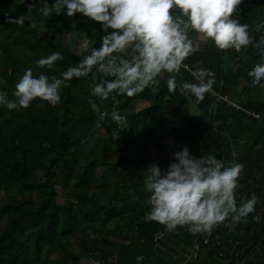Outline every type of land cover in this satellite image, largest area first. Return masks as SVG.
Here are the masks:
<instances>
[{
	"label": "trees",
	"instance_id": "1",
	"mask_svg": "<svg viewBox=\"0 0 264 264\" xmlns=\"http://www.w3.org/2000/svg\"><path fill=\"white\" fill-rule=\"evenodd\" d=\"M35 2L29 8L33 0H0V77L5 81L0 86L10 98L25 68L58 75L79 61L64 36L76 35L90 49L102 34L100 22L80 13L69 17L57 8L45 15L37 10L42 0ZM237 14L251 26L250 44L220 50L204 39L194 43L197 50L185 63L213 68L215 93L261 119L227 106L210 92L194 102L179 87L169 91L166 73L134 96L114 94L115 106L127 116L125 129L110 116L101 119L90 104L93 82L105 76L99 70L74 77L56 105L36 98L27 108L0 106V264H152L154 235L165 226L144 219L149 205L143 170L153 161L149 146L173 151L163 144L167 138L181 148L187 145L196 156L216 152L242 161L237 199L251 193L260 198L264 188L256 176L264 164V83L252 84L247 69L264 47V0H242ZM20 15L24 24L8 22V16ZM52 28L58 36L47 35ZM56 50L63 59L51 69L33 63ZM177 78L192 76L181 68ZM94 99L101 110L114 105L112 96ZM114 130L120 132L118 138ZM136 144L138 152L133 151ZM177 230L191 240L186 227ZM220 234L224 253L236 263L243 249L264 237V199L233 227L221 221ZM141 254L143 261H137ZM252 255L254 264H264V242L249 252L244 264H251Z\"/></svg>",
	"mask_w": 264,
	"mask_h": 264
},
{
	"label": "clouds",
	"instance_id": "2",
	"mask_svg": "<svg viewBox=\"0 0 264 264\" xmlns=\"http://www.w3.org/2000/svg\"><path fill=\"white\" fill-rule=\"evenodd\" d=\"M242 0H42L38 12L51 15L52 9L65 11L69 17L76 13L90 21L100 22L99 43L87 48L79 61L69 64L62 72L49 74L27 67L15 82L12 97L0 86V106L11 109L27 108L39 98L51 105L61 102L64 86L76 77H85L94 70L105 74L91 87L90 104L100 118L110 116L119 127L127 128V116L115 106V93L134 96L157 77L167 74L169 91H179L194 102L205 94L215 92L216 76L211 67H192L185 63L197 49L190 33L195 32L220 50L242 49L254 40L247 20L237 12ZM36 7V2L28 5ZM8 22L24 24L23 15L8 16ZM33 27L36 24L32 23ZM259 27V25H258ZM2 52V50H0ZM261 55L247 71L251 83H264V47ZM63 59L59 50L36 58L37 68L51 69ZM181 68L190 71L192 79L178 81ZM111 76L112 79L107 77ZM5 83L0 77V85ZM110 96L114 105L101 110L97 100ZM117 138L121 135L114 130ZM170 162L162 167L152 161L144 171L143 187L148 193L146 221H157L168 231L184 226L190 232H212L218 222L233 227L255 210L256 193L237 199L244 163L226 160L216 152L196 156L187 145L169 153ZM143 261V255L136 257ZM99 264V262H98Z\"/></svg>",
	"mask_w": 264,
	"mask_h": 264
},
{
	"label": "crops",
	"instance_id": "3",
	"mask_svg": "<svg viewBox=\"0 0 264 264\" xmlns=\"http://www.w3.org/2000/svg\"><path fill=\"white\" fill-rule=\"evenodd\" d=\"M190 35L195 44L202 43L204 40L202 36H198L195 32H191ZM260 168L262 169H260L256 176V182L260 187L264 188V164L260 165ZM260 198L264 199V189L260 194ZM191 245L192 241L186 238L179 230L168 231L165 239L156 250L152 264H180L185 261L186 254L189 252ZM253 256L250 257L251 264H254ZM223 258H226L229 264H233L230 256L225 254L223 257H219L217 252H210L208 250L201 253L197 264H225Z\"/></svg>",
	"mask_w": 264,
	"mask_h": 264
},
{
	"label": "built area",
	"instance_id": "4",
	"mask_svg": "<svg viewBox=\"0 0 264 264\" xmlns=\"http://www.w3.org/2000/svg\"><path fill=\"white\" fill-rule=\"evenodd\" d=\"M210 93L213 94V96H215L216 100L222 101L227 106L233 107L234 109L239 111H243L247 115L252 116L255 119H261L259 114L245 109L237 102L231 100L227 95H220L215 92L214 93L210 92ZM262 162L264 163V154H263ZM254 221L256 222L259 221L257 216L254 217ZM220 229H221V221L217 223L213 231L210 233L207 231H198V232L188 231V235L191 236L192 245L189 252L186 254L185 261L180 264H197V261L199 260L201 253L207 250L208 251L215 250V252H217V255L219 257H223L225 253H224V248L222 246L223 238L221 237ZM167 233L168 230H166L165 227L159 229L155 233L153 243L156 250L157 248H159L161 242L165 239ZM223 259L225 264H229L226 258ZM236 264H239V259L236 261Z\"/></svg>",
	"mask_w": 264,
	"mask_h": 264
},
{
	"label": "rangeland",
	"instance_id": "5",
	"mask_svg": "<svg viewBox=\"0 0 264 264\" xmlns=\"http://www.w3.org/2000/svg\"><path fill=\"white\" fill-rule=\"evenodd\" d=\"M263 32H264V30H263ZM52 34L58 36V33H57L55 28H52L47 33V35H52ZM63 39L66 41L67 44L70 45V47H71V49H72V51H73V53L75 55L81 56L83 54V52H85V44L87 45V41L86 40H80V39L77 38L76 35L64 36ZM87 48H88V45H87ZM138 105H139L138 107H140L141 103H139ZM163 144H164V146H166L168 148H171L173 151L181 148L177 144H174L168 138L164 140ZM139 149H140V145L139 144L134 145V147H133V151L134 152H138ZM149 150H150V153H151L153 161L158 162L162 167H166L168 165V163L170 162V157H169V153L170 152L164 151V150H161V149H155V148H153L151 146H149ZM57 191H58L57 201L59 203H62L63 202V197L60 195V190L57 189ZM0 201H2L1 196H0ZM54 257H56V256L53 255L51 258H54Z\"/></svg>",
	"mask_w": 264,
	"mask_h": 264
},
{
	"label": "water",
	"instance_id": "6",
	"mask_svg": "<svg viewBox=\"0 0 264 264\" xmlns=\"http://www.w3.org/2000/svg\"><path fill=\"white\" fill-rule=\"evenodd\" d=\"M264 242V237L262 239H260L259 241L247 246L245 249L242 250V253L239 257V264H244L245 258L247 257V255L249 254V252L251 250H253L254 248H256L257 246L261 245Z\"/></svg>",
	"mask_w": 264,
	"mask_h": 264
}]
</instances>
